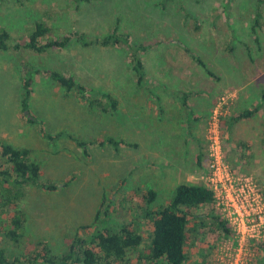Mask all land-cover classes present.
<instances>
[{
	"label": "rangeland",
	"instance_id": "374dc122",
	"mask_svg": "<svg viewBox=\"0 0 264 264\" xmlns=\"http://www.w3.org/2000/svg\"><path fill=\"white\" fill-rule=\"evenodd\" d=\"M162 1L1 0L0 33H8L10 48L0 50V143L31 150L40 181L57 187L24 188L16 242L6 236L14 212L0 208V247L9 261L35 262L41 243L60 255L75 235L84 237L105 217L114 228L131 223L144 241L116 264H148L152 219L146 213L166 207L180 184L210 187L215 122L227 170L251 177L264 198V108L250 119L232 121L254 107L264 90V0H166L161 6ZM116 20L120 31L149 46L141 55L144 88L136 85L130 58L118 48L77 42L43 54L13 48L37 22L54 38L74 31L91 38L108 34ZM45 70L70 74L88 89L110 94L117 111L102 108V98L100 106L87 105ZM175 93H190L197 118L190 127ZM110 139L123 144L117 147ZM149 191L155 193L151 202L142 197ZM205 211L188 217L185 264H262L264 241L242 243L229 224L232 233L223 236L199 217ZM213 212L225 221L215 200Z\"/></svg>",
	"mask_w": 264,
	"mask_h": 264
},
{
	"label": "trees",
	"instance_id": "16d2710c",
	"mask_svg": "<svg viewBox=\"0 0 264 264\" xmlns=\"http://www.w3.org/2000/svg\"><path fill=\"white\" fill-rule=\"evenodd\" d=\"M75 2H86L90 0H73ZM1 2V0H0ZM167 1L163 0L160 5L165 6ZM187 15V14H186ZM257 24V19L255 20ZM195 29H198L196 26ZM9 35L7 32L0 33V50L10 48ZM72 42H77L84 47L97 46L101 48H118L123 50L130 58L131 70L135 76L136 85L144 88L147 82L142 54L149 50V46L133 41L129 34L120 31L118 21L108 34L102 37H87L78 31L66 33L59 38H54L52 30L45 24L37 22L27 40L21 45L13 46L14 50L26 49L36 54H43L50 50H61ZM191 57L209 74L206 65L195 55ZM38 72V71H35ZM44 73L54 83L58 84L66 92L74 91L79 98L89 106H100L101 98L105 100L104 109L117 111V100L110 94L100 93L88 89L85 85L77 82L74 76L59 71L45 70ZM30 81L24 82L23 108L26 110L27 101L30 98ZM91 93L97 94L98 99L92 100ZM182 108L186 111L188 126L193 121L191 108L189 106L190 93H175ZM264 108V90L260 93L259 102L250 109H245L232 118L233 122L250 119ZM190 127V126H189ZM49 140L53 137L49 136ZM119 147L123 142L109 140ZM264 142V139H263ZM31 150L27 148H14L9 144L0 143V208L6 210L11 208L14 212L11 218V229L6 236L16 242L22 230L23 220L19 204L25 195L24 188L33 186L43 190H54L57 187L51 183L46 184L40 181V166L30 159ZM143 199L151 202L155 193L149 191L144 194ZM214 193L203 184H180L173 193L168 205L157 211H147L146 215L151 216L152 231L147 248L145 259L148 264H185L187 255L185 245L187 242L188 217L192 211L206 209L199 217L204 221L210 220L211 226L220 231L223 236L231 235V229L225 221L213 212ZM103 206V205H102ZM107 211L103 216H106ZM100 220V211L96 214L95 221ZM108 220L104 217L102 224H97L91 232L84 237L75 235L67 250L54 255L49 252L46 244L41 243V252L33 259L31 264H116L123 262L129 250H136L144 243L142 236L136 231L131 223L117 225L115 228L106 225ZM99 223V222H98ZM200 227L205 226L201 222ZM86 227H83V229ZM262 250V264H264V245H259ZM19 259L8 260L5 251L0 247V264H17ZM20 264V263H19Z\"/></svg>",
	"mask_w": 264,
	"mask_h": 264
},
{
	"label": "built area",
	"instance_id": "2783aa9c",
	"mask_svg": "<svg viewBox=\"0 0 264 264\" xmlns=\"http://www.w3.org/2000/svg\"><path fill=\"white\" fill-rule=\"evenodd\" d=\"M211 134L209 188L214 200L242 243L264 241V198L251 177H235L227 170L221 156L216 122Z\"/></svg>",
	"mask_w": 264,
	"mask_h": 264
},
{
	"label": "crops",
	"instance_id": "0c3cea01",
	"mask_svg": "<svg viewBox=\"0 0 264 264\" xmlns=\"http://www.w3.org/2000/svg\"><path fill=\"white\" fill-rule=\"evenodd\" d=\"M188 102H189V101H188ZM189 106H190V105H189ZM183 110H184V109H183ZM190 110H191V109H190ZM184 111H185V110H184ZM191 112H192V110H191ZM185 113H186V111H185ZM192 117H193V113H192ZM193 119H194L193 121H196V120H197V118H194V117H193ZM191 122H192V121H191Z\"/></svg>",
	"mask_w": 264,
	"mask_h": 264
}]
</instances>
